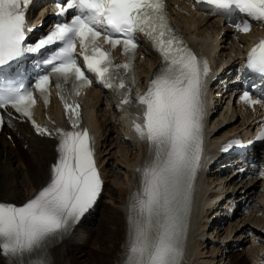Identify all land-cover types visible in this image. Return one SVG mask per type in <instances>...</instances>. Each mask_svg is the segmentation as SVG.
I'll return each mask as SVG.
<instances>
[{
    "label": "snow or ice",
    "instance_id": "1",
    "mask_svg": "<svg viewBox=\"0 0 264 264\" xmlns=\"http://www.w3.org/2000/svg\"><path fill=\"white\" fill-rule=\"evenodd\" d=\"M29 2L0 0V109L11 107L30 119L41 135L55 136L58 159L49 182L33 198L22 205L0 202V255L10 258V264H47L39 257L80 221L100 195L103 181L96 166L95 138L82 127L76 101L80 91L92 84L87 71L115 92L121 104H131L142 115L143 124L134 123V130L150 152L149 160L137 169L140 179L129 199L123 264H183L194 184L204 152L207 60L199 58L175 32L166 0H65L58 17L71 9L70 22L61 20L53 31L27 46L26 30L31 29L25 7ZM200 2L214 6V13L243 14L245 22L236 25L240 32L251 31L248 21L264 24V0ZM139 34L152 43L162 60L143 95L134 90ZM57 42L50 58L43 60L49 67L37 77L34 89L14 86L7 75L12 63ZM118 45L128 58L122 64L112 57ZM78 56L83 57L84 68ZM246 68L264 80V40L248 53ZM53 84L64 102L67 129L53 131L32 118L34 91L47 104ZM241 99L252 106L262 104L248 91ZM257 139L264 141V132ZM234 146L244 145L231 141L223 150Z\"/></svg>",
    "mask_w": 264,
    "mask_h": 264
},
{
    "label": "bare ground",
    "instance_id": "2",
    "mask_svg": "<svg viewBox=\"0 0 264 264\" xmlns=\"http://www.w3.org/2000/svg\"><path fill=\"white\" fill-rule=\"evenodd\" d=\"M178 3L180 8L183 7L184 0H169ZM187 11L188 7L185 9ZM175 15L179 20L180 28L186 31L194 32L195 35L203 38L209 36L214 38V29L212 27H202L207 19L195 17V13L189 12L184 14L182 11L175 10ZM207 24V23H206ZM227 38L230 36L226 35ZM156 61L152 56L139 60V77L148 75ZM143 79V78H141ZM97 108L96 116L93 121L99 131L101 138V160L106 162L104 166V175L107 178L104 196L99 200L98 209L100 217L89 216L83 226L78 229L73 236L63 245L53 250L52 264H120L125 251V245L128 239L129 224L127 221V203L128 194L130 193L129 185L133 182L134 173L131 171V164H135L139 155L134 146H119L117 137L110 136L113 131L112 121L109 115H117L112 102L109 101V111L102 104L95 105ZM244 117V116H242ZM225 128H237L238 123L244 124L246 121L229 117ZM6 138L0 135V198L9 197L7 201H23L35 189L40 181L45 179L47 165L53 159V151L50 142L41 140L28 141L24 135L22 143H28V150L23 151L20 155L15 154L14 148L8 147L2 149V144ZM7 141V140H6ZM27 141V142H26ZM14 142L20 144L19 140L14 138ZM134 150V151H133ZM22 159V161H21ZM14 161H21L19 168H14ZM136 165V164H135ZM19 178V181L16 180ZM214 182L213 180H211ZM225 186L236 189L237 185L233 184V179L223 177ZM243 183V182H241ZM246 187V189H245ZM254 191L253 186L242 185L238 189L240 196L250 195ZM205 218L209 217L206 210ZM204 215L198 219V228L207 234L211 221H203ZM97 222L98 231L95 239L91 243L90 250L87 254L81 256L80 246L86 244L91 236V225ZM259 225L258 229L254 226ZM263 236L264 219L258 218L253 214L240 215L237 219L230 222L225 228L211 231V236L220 238L222 242H228L230 237L233 242L229 243L232 251L227 254V248L218 245L214 248H208L204 240L199 237L194 239V258L189 259L188 264H256L259 261L261 245L253 242V235L248 232ZM198 230H195L194 234ZM258 236V237H259ZM235 241L241 242L242 248L234 247ZM264 259V257H262ZM0 264H4L0 258Z\"/></svg>",
    "mask_w": 264,
    "mask_h": 264
},
{
    "label": "rangeland",
    "instance_id": "3",
    "mask_svg": "<svg viewBox=\"0 0 264 264\" xmlns=\"http://www.w3.org/2000/svg\"><path fill=\"white\" fill-rule=\"evenodd\" d=\"M28 150V149H27ZM17 168V166H15L13 169H16ZM16 180H18L19 181V178L18 179H16ZM20 182V181H19ZM100 217V216H99ZM98 216H97V218H99ZM97 231H98V227H97V222H94V223H92V225H91V236H90V239H89V241L86 243V244H83V245H81L80 247V250H81V256L83 255V254H87V250H90V249H92L91 248V243H92V241L95 239V235L97 234Z\"/></svg>",
    "mask_w": 264,
    "mask_h": 264
}]
</instances>
